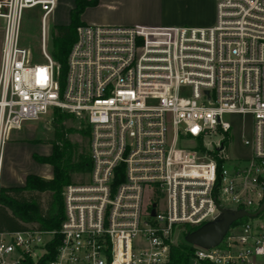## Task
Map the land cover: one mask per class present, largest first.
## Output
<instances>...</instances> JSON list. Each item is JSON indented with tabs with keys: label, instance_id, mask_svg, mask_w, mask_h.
<instances>
[{
	"label": "built area",
	"instance_id": "1",
	"mask_svg": "<svg viewBox=\"0 0 264 264\" xmlns=\"http://www.w3.org/2000/svg\"><path fill=\"white\" fill-rule=\"evenodd\" d=\"M215 3L207 27L79 25L62 88L47 45L57 0H0V189L13 128L54 109L85 118L91 161L89 180L64 188L59 230L0 231V264H38L57 235L46 264H166L220 207L261 206L264 0ZM34 8L43 62L20 42ZM246 218L219 245H192L189 264H264V210Z\"/></svg>",
	"mask_w": 264,
	"mask_h": 264
},
{
	"label": "trees",
	"instance_id": "2",
	"mask_svg": "<svg viewBox=\"0 0 264 264\" xmlns=\"http://www.w3.org/2000/svg\"><path fill=\"white\" fill-rule=\"evenodd\" d=\"M97 4V0H74L70 10V21L67 24H57L51 30V55L59 65V79L64 87L67 71V58L73 43L77 38V27L85 24L81 16L89 6ZM52 120L53 137L47 142L53 146L52 153L41 155L33 153V158L40 163H48L53 167L52 178H44L37 174H28L25 184L18 187H1L0 189V231L22 230L27 224H35L39 229L59 230L64 217L63 187L70 184L74 173H89L91 161L89 153L80 151L65 136L64 122L69 116L67 111L54 109ZM90 134V128L86 131ZM48 192L50 199L43 205L40 193ZM247 218H241L234 224ZM197 227H188L193 231ZM59 235L48 245L50 253L44 256L38 264H46L53 257ZM194 247L185 240L172 244L170 258L166 264H189Z\"/></svg>",
	"mask_w": 264,
	"mask_h": 264
},
{
	"label": "crops",
	"instance_id": "3",
	"mask_svg": "<svg viewBox=\"0 0 264 264\" xmlns=\"http://www.w3.org/2000/svg\"><path fill=\"white\" fill-rule=\"evenodd\" d=\"M69 4V11L74 6V0H64ZM134 2L137 0H97V4L89 6L82 14V21L85 24L100 25H147V26H173L188 25L194 27L211 26L216 21L215 0H162L163 8L157 17L147 15L124 14L122 16L107 15L100 11H111L119 3ZM104 6V7H103ZM136 9V8H135ZM70 20L64 24L69 23ZM11 132L9 140L4 147V165L1 176L2 187L23 186L28 174L44 175L51 178L52 167L41 164L34 160L33 153L48 155L49 151H42L40 145L32 144ZM51 168V169H50Z\"/></svg>",
	"mask_w": 264,
	"mask_h": 264
},
{
	"label": "rangeland",
	"instance_id": "4",
	"mask_svg": "<svg viewBox=\"0 0 264 264\" xmlns=\"http://www.w3.org/2000/svg\"><path fill=\"white\" fill-rule=\"evenodd\" d=\"M104 8L100 9V11H102L107 15L112 14V15L122 16L125 13L130 15H135L136 13H139L140 15H147V16L149 15L151 17H157L158 15L161 14L163 8V2L162 0H137L134 2L128 1L124 3H119L117 7L112 10V12L109 10L104 11ZM68 20H70L69 4L64 0H57L56 8L48 16L46 23L47 32H48L47 45L49 51H51V47H52V36H51L52 28L54 27V25L64 24ZM2 34L3 32L0 23V51L2 45ZM41 41H42L41 12L39 8L25 10L22 21L20 42L23 46L30 49L37 62L44 61L41 55ZM54 111L53 112L50 111L48 115H45L40 120L24 122L21 127L13 128L11 132L23 136V138L27 137L28 138L27 141H30L32 144L40 145L42 151L51 150L50 152L51 154L53 150V146L51 143H48L47 141L53 137V133H54L52 128ZM67 112L69 113V116L64 122L65 136L73 145L77 147L79 152L85 151L89 153V134L86 132L87 129L89 128L87 121L85 120L84 117H81L69 111ZM246 132H248V129H246ZM232 154L247 155L248 151L247 148H244L238 143L236 147L232 149ZM41 164L50 165L48 163H41ZM51 174L53 176V167L51 169ZM39 176L47 178L44 175H39ZM88 180H89V173H74L70 184H82V183H86ZM67 185L68 184H66L63 187V191ZM39 195L43 205L46 206L50 199L49 196L50 194L48 192H43L40 193ZM228 207L235 208V204L232 203L228 204ZM27 226L37 227V225L35 224H27Z\"/></svg>",
	"mask_w": 264,
	"mask_h": 264
},
{
	"label": "water",
	"instance_id": "5",
	"mask_svg": "<svg viewBox=\"0 0 264 264\" xmlns=\"http://www.w3.org/2000/svg\"><path fill=\"white\" fill-rule=\"evenodd\" d=\"M263 210L264 202L255 212L242 208L231 210L220 207V215L213 220L205 222L195 230L188 232L185 235V241L194 246L213 248L220 244L235 221L244 217H257Z\"/></svg>",
	"mask_w": 264,
	"mask_h": 264
}]
</instances>
